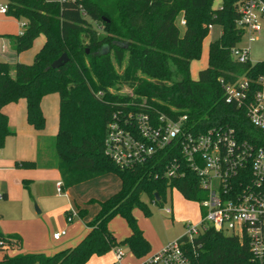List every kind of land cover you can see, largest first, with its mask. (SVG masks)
<instances>
[{
	"label": "trees",
	"instance_id": "obj_1",
	"mask_svg": "<svg viewBox=\"0 0 264 264\" xmlns=\"http://www.w3.org/2000/svg\"><path fill=\"white\" fill-rule=\"evenodd\" d=\"M6 1L7 15L26 24L22 34L10 36L17 54L30 50L39 36L45 42L32 64H15L14 76L11 64L0 60V150L7 138L15 135L5 106L26 100L28 123L43 131L46 118L42 100L58 94L59 129L54 150L63 190L109 173L119 176L122 189L101 203L99 213L88 223L89 233L77 246L51 256H7L0 264H87L94 255L123 245L141 258L151 251L133 213L139 207L151 215L142 194L158 204L166 202L173 189L188 200L206 198L197 174L178 146L134 168H120L105 154L107 126L120 104L131 103L132 108L153 117L188 116L187 126L195 133L232 128L240 139L264 146V133L250 124L246 111L225 101L223 85L242 77L256 82L264 75V63H240L232 56L245 34L237 24L240 0H221L217 8L213 7L216 0ZM210 26H218L222 32L210 44L208 67L195 81L191 64L201 57ZM63 54L68 55V62L47 70ZM117 84L131 85L135 96L112 93ZM175 162L181 173L169 178L168 168ZM18 167L33 169L37 164L23 162ZM117 216L123 217L132 231L121 242L109 230V223ZM0 239L11 246L22 244L18 235L0 233ZM189 250L196 264L253 262L246 241L213 230L196 239Z\"/></svg>",
	"mask_w": 264,
	"mask_h": 264
},
{
	"label": "built area",
	"instance_id": "obj_2",
	"mask_svg": "<svg viewBox=\"0 0 264 264\" xmlns=\"http://www.w3.org/2000/svg\"><path fill=\"white\" fill-rule=\"evenodd\" d=\"M239 12L238 27L254 40L263 32L264 0H240ZM7 13L4 0L0 3V15ZM185 24L182 19L181 25ZM25 25L24 22L21 25L24 30ZM232 56L240 63L250 61L247 48L235 47ZM223 88L226 103L244 109L250 124L264 133V77L256 82L242 77ZM120 105L107 126L105 154L120 168H134L178 146L197 174L200 189L206 193V198L200 201L203 210L200 224H187L184 240L169 242L140 264H196L189 247L210 230L246 241L253 255L252 264H264V146L240 139L232 128L195 133L187 126L188 116L153 117L132 108L131 103ZM179 169L175 162L166 175L178 177ZM57 192H63L62 181L57 184ZM165 211L172 214L171 208ZM64 235L65 232L56 233L54 239ZM8 248L9 244L0 239V251ZM115 257L117 264H123L125 253L116 248Z\"/></svg>",
	"mask_w": 264,
	"mask_h": 264
},
{
	"label": "rangeland",
	"instance_id": "obj_3",
	"mask_svg": "<svg viewBox=\"0 0 264 264\" xmlns=\"http://www.w3.org/2000/svg\"><path fill=\"white\" fill-rule=\"evenodd\" d=\"M3 2L4 0H0V3ZM220 4L221 0H216L213 7L217 8ZM22 22L24 21L19 22L9 16H0V36L4 37V42L7 46L6 52H2L1 45L3 41H1L0 60L11 64L12 76H14L15 74L14 66L18 62L24 64H32L34 62L35 56L39 52L45 40L43 36L37 37L34 40L31 49L26 52H23L18 56L14 47V43L10 41L9 37L16 36L24 32V28L21 27ZM93 25L95 27H98L96 23H94ZM262 28L263 32L260 35L255 36L254 40H251L249 34L245 33L239 43V47L249 49L250 62L253 65L264 63V21L262 22ZM221 32L222 29L218 26H213L212 30L209 29V36L204 40L202 46L201 57L197 60H194L191 64L190 70L191 77L193 80L197 81L199 79L200 71L208 67L209 46L212 42H214L220 37ZM140 77L151 80L150 77L146 76L143 73H140ZM260 77H264V75ZM111 92L118 95L135 96L134 88L129 84H117L115 87L111 88ZM41 105L44 116L46 118V127L44 129V132L39 136L40 140L38 142V148H40V160H55L56 155L54 150V142L59 122V95L50 94L45 96L42 100ZM4 110L8 114L10 120L14 124H17L19 132L16 137L12 138V141L6 140L5 148L1 151V153L7 155L11 154L12 159H14L16 158L15 156L17 154H26L29 151L30 145L32 143L31 139H33L34 141V138H30V135L35 134L28 133L27 131L30 128L34 130V128L30 127V124L27 121V108L25 100L10 103L5 106ZM114 177L115 176L112 173V175H108L105 177L101 176L91 179L89 181H86L85 183H81L77 187L75 186L68 189L65 188V191L60 197L53 198L50 200V202L53 203V206L60 207L61 203L66 201L65 194L70 190L75 191V198H77L78 200H83L85 202L87 201L86 210L92 211L91 216L93 218V211L96 210L102 202L99 201L101 200L100 196L107 192V190H112V187L115 186ZM56 183L57 182L55 181L53 183L44 185L42 187V190H47L48 195L55 196L57 195ZM121 189L122 185L120 186V189L117 193H119ZM141 200L148 205L149 210L151 211V215L147 216L145 212L139 207H135L133 213L138 218L140 227L150 242L152 252H155V248L157 245L165 246L169 242L176 241L186 235V224H192L194 226H197L201 222L203 210L200 202L186 199L177 189L169 191L168 198L163 204L152 202L149 196L146 194L141 195ZM167 208L173 209V215L166 213L165 210ZM34 209L36 212L38 211V209H40L37 203H34ZM68 211H70V209ZM76 213L78 212H72V214H74V223L80 220L78 218V215H75ZM59 214L60 213L56 212L53 215V218L51 220L53 226L59 224L62 221V218L65 222L70 223L71 220L69 219V212H67L66 214L63 213L62 216H59ZM110 231L114 234L115 238L118 241L124 239L130 234V228L126 220L121 216H117L111 221ZM118 248L125 253L127 258L129 256L132 258L130 262H125L124 264H136L133 261L135 260L134 256L130 252L128 247L123 246ZM115 249L104 255H94V258L90 262V264H117L115 257ZM16 251L18 252L17 254L21 255V253H19L21 252L20 249L11 250L10 254H14L16 253ZM139 262L140 260L138 261V263Z\"/></svg>",
	"mask_w": 264,
	"mask_h": 264
},
{
	"label": "crops",
	"instance_id": "obj_4",
	"mask_svg": "<svg viewBox=\"0 0 264 264\" xmlns=\"http://www.w3.org/2000/svg\"><path fill=\"white\" fill-rule=\"evenodd\" d=\"M0 16H8V15H0ZM17 21L20 22V20ZM9 39L10 41H12L10 37ZM4 40H5L4 37L0 36V43L1 41H3L1 45L2 52H6V48H7ZM26 108H27V103H26ZM59 112H60V106H59ZM6 115L8 116L7 113ZM9 126L11 130L15 132V135L10 136L7 139L12 141V138L17 136L19 130L17 124H14L10 120V118H9ZM30 127L32 126L30 125ZM58 129H59V122H58ZM58 129H57V133H58ZM31 130L33 129L30 128L28 129L27 132L35 134V135H30V138H34V141L33 139H31L32 143L30 145L29 151L26 154H21V155L17 154L15 156L16 158L12 159L11 154L7 155L1 153V151L4 149L0 150V197L3 195H6L7 197L5 199L0 198V233H2L4 236L18 235L22 239V244L20 246L9 245V249L2 250L0 252V261L7 256L14 257L20 255L17 254L18 253L17 251L14 254H10L11 250L14 249H20L21 252L19 253L21 254L44 253L46 255L51 256L54 253L56 254L65 249L77 246L87 236V234L90 231L88 227V223L95 218V216L99 213L101 209V204H100V206H98V208L93 211L94 217L92 218L91 216L92 211L86 210L87 201L85 202L83 200L80 199L78 200L77 198H75L76 197L75 191H71V190L65 194L66 201L62 202L60 207L53 206V203H51L50 200L53 198L60 197L62 194H59L57 192V195L50 196L48 195L47 190H42V187L44 185L56 181L57 182L56 191H57V184L58 182L62 181L61 174L58 169L56 159L46 160V161L40 160L41 155L39 152L40 148H38L39 147L38 142L40 140L39 136L44 132V130L43 131H37L35 129L33 131ZM23 162H35L37 164V167L33 169L18 167V164ZM108 175H112V173L103 175L102 177ZM113 175L117 178L116 179L114 177L115 186L112 187V190L109 189L107 190V192L101 195L100 196L101 200L99 201L104 202L113 195L117 194V192L119 191L120 186L122 185V181L118 175L116 174ZM77 186L78 185H76V187ZM64 191L65 190H63V192ZM34 203H37L38 206L40 207V209H38L37 212L34 209ZM69 209L70 211H68ZM55 211L60 213L59 216H62L63 213L66 214L67 212H69L70 215L69 219L71 220L70 223L72 224L65 222L62 218V221L59 224L53 226L51 220L53 218V215L56 213ZM81 211L84 212L82 215H81ZM72 212L73 213L78 212L75 215H78V218L80 220L76 223H74L73 221L74 214H72ZM171 215H173V209ZM110 223H109V230H110ZM60 231L65 232V235L62 236L59 240H55L54 235L56 233H59ZM131 234L132 231L130 229V234L124 239H121L119 242L124 241L126 238L130 237ZM145 238L147 239L146 236ZM123 246L129 248L128 245H123ZM163 247L164 246L162 245H157L155 248V252H152L151 250L147 255L141 258L135 256L133 252L130 250V248L129 250L134 256L135 260L133 261L136 264H140V262L143 259L158 252ZM93 258L94 256L90 259V261L87 264H90ZM131 260L132 258L130 256L127 258V256L125 255L123 264L125 262H130ZM139 260L140 262L138 263Z\"/></svg>",
	"mask_w": 264,
	"mask_h": 264
},
{
	"label": "water",
	"instance_id": "obj_5",
	"mask_svg": "<svg viewBox=\"0 0 264 264\" xmlns=\"http://www.w3.org/2000/svg\"><path fill=\"white\" fill-rule=\"evenodd\" d=\"M67 62H68V56H67V54H63L58 60L53 62L52 65L47 68V70L58 69V68L62 67L63 65H65V63H67Z\"/></svg>",
	"mask_w": 264,
	"mask_h": 264
}]
</instances>
